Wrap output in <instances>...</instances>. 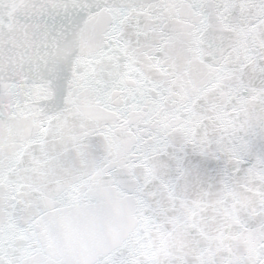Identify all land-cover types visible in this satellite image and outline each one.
I'll return each mask as SVG.
<instances>
[{
	"label": "snow or ice",
	"instance_id": "6c2138e0",
	"mask_svg": "<svg viewBox=\"0 0 264 264\" xmlns=\"http://www.w3.org/2000/svg\"><path fill=\"white\" fill-rule=\"evenodd\" d=\"M0 264H264V0H0Z\"/></svg>",
	"mask_w": 264,
	"mask_h": 264
}]
</instances>
